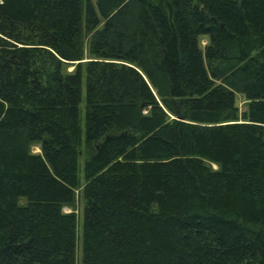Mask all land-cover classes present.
I'll use <instances>...</instances> for the list:
<instances>
[{
    "label": "trees",
    "instance_id": "trees-1",
    "mask_svg": "<svg viewBox=\"0 0 264 264\" xmlns=\"http://www.w3.org/2000/svg\"><path fill=\"white\" fill-rule=\"evenodd\" d=\"M77 244L264 264V0H0V264Z\"/></svg>",
    "mask_w": 264,
    "mask_h": 264
},
{
    "label": "rangeland",
    "instance_id": "rangeland-1",
    "mask_svg": "<svg viewBox=\"0 0 264 264\" xmlns=\"http://www.w3.org/2000/svg\"><path fill=\"white\" fill-rule=\"evenodd\" d=\"M88 38L87 36L84 37V40H83V47H82V54H83V59L81 62H87V61H90L91 59H89L88 57V48H87V42H88ZM205 44V39L204 38H201L199 40V45L202 47L203 45ZM89 59V60H88ZM74 67H75V64H71V65H67V66H63L62 68V71L65 72V73H71L73 72L74 70ZM83 90H84V87L82 86V89H81V95L83 96ZM235 105L238 109L239 112H242L245 110L246 108V102L243 98L242 95H239V94H235ZM80 116L82 117L83 115V112H82V109H83V106L80 105ZM30 150V153L31 154H39V146L37 144H33L30 146L29 148ZM74 202H73V206L72 208H62V212L67 214V213H73L76 217V230H77V234H79V231H80V221H81V214H82V208H83V202H82V199L80 198V189H76L75 192H74ZM79 246L77 244V247H76V258H75V264H79Z\"/></svg>",
    "mask_w": 264,
    "mask_h": 264
}]
</instances>
